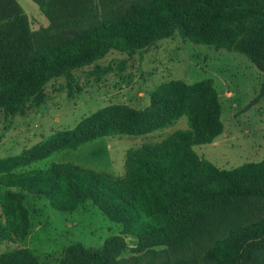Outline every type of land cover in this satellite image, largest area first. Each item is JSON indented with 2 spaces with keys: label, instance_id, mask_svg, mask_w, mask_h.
<instances>
[{
  "label": "trees",
  "instance_id": "1",
  "mask_svg": "<svg viewBox=\"0 0 264 264\" xmlns=\"http://www.w3.org/2000/svg\"><path fill=\"white\" fill-rule=\"evenodd\" d=\"M48 19L36 30L16 0H0V107L16 108L52 78L111 49L139 50L175 33L246 55L264 73V0H32ZM264 90V81L261 84ZM211 84L161 85L148 106L108 105L36 143V156L106 135H139L186 117L187 127L126 151L121 177L71 161L10 171L0 159V231L23 239L25 193L59 211L89 201L137 238L129 257L120 235L91 250L71 244L62 264H264V157L231 169L200 157L194 145L222 129ZM165 246L163 249L155 247ZM201 251V253H198ZM209 254L210 259H205ZM210 261V262H209ZM0 264H40L26 248L0 253Z\"/></svg>",
  "mask_w": 264,
  "mask_h": 264
},
{
  "label": "rangeland",
  "instance_id": "2",
  "mask_svg": "<svg viewBox=\"0 0 264 264\" xmlns=\"http://www.w3.org/2000/svg\"><path fill=\"white\" fill-rule=\"evenodd\" d=\"M17 2L29 16L31 30L47 25L48 19L35 2ZM174 80L185 85L208 81L220 104L221 132L211 142L193 146L198 156L222 169L264 157V90L260 89L264 73L240 52L194 43L175 33L139 50L111 49L94 62L72 69L68 75L50 79L39 95L18 107H0V159H9L2 165L18 172L45 168L51 162L71 161L114 178L121 177L128 149L145 142H159L175 130L185 129L186 117L143 134L106 135L77 149L62 148L44 157L36 156L39 152L32 147L54 131L72 128L80 119L105 106L144 108L161 85ZM25 196L27 233L20 240L10 239L0 231V253L26 248L40 264H62L71 244L97 250L112 235H120L125 241L120 257L142 252L133 251L137 244L135 236L123 233L119 223L89 201L72 211H59L44 196ZM204 257L210 259L209 254Z\"/></svg>",
  "mask_w": 264,
  "mask_h": 264
},
{
  "label": "crops",
  "instance_id": "3",
  "mask_svg": "<svg viewBox=\"0 0 264 264\" xmlns=\"http://www.w3.org/2000/svg\"><path fill=\"white\" fill-rule=\"evenodd\" d=\"M18 1V0H17ZM38 7V6H37ZM23 10V9H22ZM23 12L27 15V13L23 10ZM42 14V13H41ZM43 15V14H42ZM44 16V15H43ZM27 17H28V19H30L29 18V16L27 15ZM45 17V16H44ZM48 24V23H47ZM43 26H46V25H43Z\"/></svg>",
  "mask_w": 264,
  "mask_h": 264
}]
</instances>
